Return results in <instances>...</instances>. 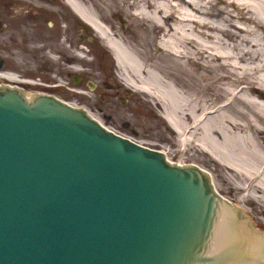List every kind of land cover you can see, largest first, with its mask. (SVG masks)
<instances>
[{
    "label": "water",
    "instance_id": "95a60500",
    "mask_svg": "<svg viewBox=\"0 0 264 264\" xmlns=\"http://www.w3.org/2000/svg\"><path fill=\"white\" fill-rule=\"evenodd\" d=\"M26 93L0 85V264H264L203 170Z\"/></svg>",
    "mask_w": 264,
    "mask_h": 264
},
{
    "label": "bare ground",
    "instance_id": "6f19581e",
    "mask_svg": "<svg viewBox=\"0 0 264 264\" xmlns=\"http://www.w3.org/2000/svg\"><path fill=\"white\" fill-rule=\"evenodd\" d=\"M61 1L103 41L120 82L155 106L153 112L180 137L183 148L216 163L229 197L212 171L191 165L207 173L214 191L257 227L253 213L264 211V0H111L108 6ZM117 12L129 19L127 28L137 41L124 35L125 26L117 28ZM22 14L31 22L37 17L31 10ZM71 49L69 59L79 63L65 68L82 72L87 47ZM0 79L36 84L9 70L0 71Z\"/></svg>",
    "mask_w": 264,
    "mask_h": 264
},
{
    "label": "rangeland",
    "instance_id": "374dc122",
    "mask_svg": "<svg viewBox=\"0 0 264 264\" xmlns=\"http://www.w3.org/2000/svg\"><path fill=\"white\" fill-rule=\"evenodd\" d=\"M28 1L29 3H35L36 7L39 8H30V6L24 5L27 10L23 11V13L31 10L34 14H37V17L36 21L32 20V22L26 19L28 50L22 54V60L17 67L18 71L27 73L30 76L42 77V79H52L53 83L44 80L49 83L44 84L42 82L41 85L57 87L56 77L60 74L65 82L68 79L62 73L68 70L65 68L66 65H62L63 68L60 67L59 60L58 63L54 62L52 56H55L54 59H57L59 54L66 57L68 55L67 51L71 48L73 51V47L74 49H78L82 45L87 47L88 51L85 54L88 59L84 63H81V66L86 68H81L80 66L79 68L82 72H87V70L93 72L91 73L94 77L93 81L89 80V82L91 81L92 84H95V88L88 90L82 86H76L74 88H77V90H69L73 89V87L66 88V84H64V86L60 87L61 90L53 91L54 93L51 94L74 106L84 108L100 121L101 124L115 133L130 138L141 145L167 152L168 157H166L174 164L182 161L186 165L196 163L205 169H209L210 172L212 171L211 174L217 187L223 194L229 197L226 193L230 191V187L220 177V168L216 163L209 160L208 155H204L198 150L184 149L180 137L168 126L163 118L153 112L155 106L153 104L149 105L144 100L135 96L133 91L120 82L115 68V60L111 52L92 29L78 22L79 19L65 7L61 0H53L51 2L48 0ZM94 1L101 4L104 3L106 6L112 4L111 0ZM113 21L117 28L125 26L121 31H123L128 39L131 41L138 40L134 37L132 30L127 28L129 27L127 25L129 19H124L120 12L113 15ZM65 47L67 48L66 51L64 50ZM45 60L48 62L47 69H44V66L41 64ZM73 62L78 61L75 60ZM7 70L16 72L11 69ZM101 70L104 71L102 72ZM101 74L105 75L106 80H103L108 82L109 85H114L115 89H104L101 83L97 82V78ZM60 81L59 83H61ZM34 88V86H29L23 89L25 92H32ZM102 91L108 93L117 91V95L123 101L120 102L115 97L114 99L101 97L99 93ZM120 103L125 105L122 106ZM257 211L256 214L253 213V221L257 225V228L264 231V211L262 212L260 209H257Z\"/></svg>",
    "mask_w": 264,
    "mask_h": 264
},
{
    "label": "flooded vegetation",
    "instance_id": "af4514ba",
    "mask_svg": "<svg viewBox=\"0 0 264 264\" xmlns=\"http://www.w3.org/2000/svg\"><path fill=\"white\" fill-rule=\"evenodd\" d=\"M49 2L53 0H48ZM27 8H25L24 5H22V1L20 0H0V71H6L7 69H11L16 71L19 76L23 79H31L35 81V85H31L29 83L24 82H8L4 79H0V85H10L12 87H17L19 89H22L24 91V87L34 86L35 88L32 89V92L27 93H42V94H48L52 95L51 93H54L53 91L61 90L60 87L64 86L66 84V88H71L69 90H77L78 86H82L88 90H93L95 88V84H92L93 87L90 89V85H88L89 80L93 81V76L91 73H93L90 70H87V72H76V71H66L63 72L62 75L66 77L68 80H63L62 76L59 74L56 77V86L57 87H49L44 86V84H48L49 82L53 83L52 79H42V77H35L30 76L27 73H22L21 71L17 70V67L19 66L20 61L22 60V54L27 52L28 50V43H27V20L26 17L22 14L23 11H26ZM38 20V19H37ZM36 21V18H35ZM9 24V25H8ZM11 35V36H10ZM21 38V39H20ZM20 39V40H19ZM9 54V55H8ZM66 55V54H65ZM52 56V55H51ZM54 56V55H53ZM52 56V60L55 61V56ZM62 54H59V57H57V61L59 60L60 67L62 65L67 64H73V60L69 59L68 55L66 57ZM26 59V57H24ZM56 62V61H55ZM57 63V62H56ZM42 66H44V69H47L48 62L45 60L44 62H41ZM46 67V68H45ZM81 68H86L84 66H80ZM63 68V67H62ZM102 72L104 70H101ZM105 79V75H100L99 78H97V82H100L101 85L104 87V89H115L114 85L106 84V82L103 80ZM49 82H46V81ZM59 80L63 81L62 84L59 83ZM95 80V79H94ZM106 80V79H105ZM90 81V82H91ZM44 83L41 85V83ZM71 86V87H70ZM117 91H112L111 93L108 92H100L99 96H103L104 98H116V100L123 101L119 96L117 95ZM55 97V96H54ZM119 98V99H118ZM60 99V98H59ZM120 105L124 106L125 104L120 103Z\"/></svg>",
    "mask_w": 264,
    "mask_h": 264
}]
</instances>
